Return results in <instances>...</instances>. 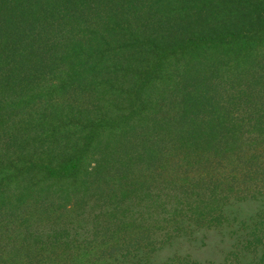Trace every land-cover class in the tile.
I'll use <instances>...</instances> for the list:
<instances>
[{
	"label": "trees",
	"instance_id": "obj_1",
	"mask_svg": "<svg viewBox=\"0 0 264 264\" xmlns=\"http://www.w3.org/2000/svg\"><path fill=\"white\" fill-rule=\"evenodd\" d=\"M258 196L264 0H0V264H122Z\"/></svg>",
	"mask_w": 264,
	"mask_h": 264
},
{
	"label": "rangeland",
	"instance_id": "obj_2",
	"mask_svg": "<svg viewBox=\"0 0 264 264\" xmlns=\"http://www.w3.org/2000/svg\"><path fill=\"white\" fill-rule=\"evenodd\" d=\"M261 214H264V196L243 201L230 200L223 208L219 224L197 226L185 223L186 225H179L180 228L175 229L169 226L172 227L169 232L163 230L154 235L156 241L152 246L134 251V256L127 258L122 264H160L176 256L187 257L200 264H222L231 252L238 253L239 264H255L256 255L252 251L243 250L242 246L243 238ZM95 227L98 231L99 227ZM81 229L93 232L91 225ZM76 232H80L77 238L82 239L83 236H79L82 230ZM72 247L77 248L76 251H80L78 253L82 249H88L87 243L83 242L74 243ZM82 261L83 264H100L95 258H83Z\"/></svg>",
	"mask_w": 264,
	"mask_h": 264
}]
</instances>
